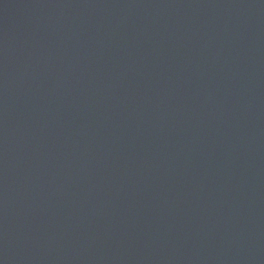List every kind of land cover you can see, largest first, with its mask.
Masks as SVG:
<instances>
[{
    "label": "water",
    "instance_id": "obj_1",
    "mask_svg": "<svg viewBox=\"0 0 264 264\" xmlns=\"http://www.w3.org/2000/svg\"><path fill=\"white\" fill-rule=\"evenodd\" d=\"M0 264H264V0H0Z\"/></svg>",
    "mask_w": 264,
    "mask_h": 264
}]
</instances>
